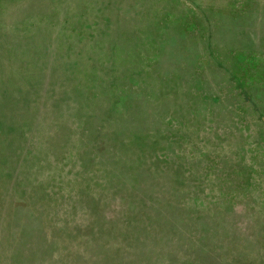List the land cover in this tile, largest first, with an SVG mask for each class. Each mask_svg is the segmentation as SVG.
<instances>
[{
    "label": "rangeland",
    "instance_id": "rangeland-1",
    "mask_svg": "<svg viewBox=\"0 0 264 264\" xmlns=\"http://www.w3.org/2000/svg\"><path fill=\"white\" fill-rule=\"evenodd\" d=\"M195 3L222 12L205 23L183 0H0V36L20 40L21 51L29 43L33 54L2 57L8 62L0 79L24 87L35 76L30 63L40 60L43 45L49 44L46 61L64 63L62 51H80L90 35L117 53L114 74L124 80L123 102L130 107L119 126L124 133L161 134L166 159L156 163L134 149L121 151L117 130L106 129L111 110L99 104L102 98L87 101L91 110L101 107L94 121L71 126L78 136L63 122L73 116L72 104L52 113L36 104L17 110L18 121L2 127L13 135L0 144V201L8 198L13 217L7 230L8 212L0 209V264L16 263L24 244L46 264L235 263L229 254L251 264L248 249L264 251V141L255 138V127H245L264 114V44L255 45L264 33L253 31L264 24V0ZM25 21L29 25H21ZM18 22L22 30L11 31ZM231 67L238 79L228 78ZM192 93L197 96L190 98ZM10 94L18 97L15 89ZM176 106L183 120L169 121ZM41 131L50 134L47 141L39 138ZM30 132L36 162L48 152L54 157L49 171L28 157ZM115 161L124 172L116 165L120 183L108 190L95 166ZM5 172L14 176L4 179ZM6 182L19 191L24 185L25 197L36 195L32 213L12 207ZM74 198L84 205L76 214ZM62 200L71 213L60 222L54 217Z\"/></svg>",
    "mask_w": 264,
    "mask_h": 264
},
{
    "label": "trees",
    "instance_id": "trees-1",
    "mask_svg": "<svg viewBox=\"0 0 264 264\" xmlns=\"http://www.w3.org/2000/svg\"><path fill=\"white\" fill-rule=\"evenodd\" d=\"M183 1L188 5L187 10L190 9V11L191 10L195 12L198 11V13L200 14V19L201 18L204 19L206 21L205 23H208V18L209 16L213 14V12L215 15H218L219 13L221 14L222 12V11L220 12V10L212 6L208 8L206 7L204 8L202 5L196 4L195 0H183ZM225 1H231L232 3L235 1V2L241 3V0H225ZM248 3H249V0H248ZM167 4H169V2H167ZM26 22L27 21H25V23H22L21 25H24V26L29 25ZM15 25H18V26L13 27L12 29L10 28L11 31H14L17 29H20V31L22 30L23 26L19 25V22L16 23ZM94 32L95 31L93 29H90L91 34H93ZM146 36L149 37L148 34ZM88 38H89L88 43L85 42L84 48L83 49L80 48V51H77L76 53H74V51L66 50V49L63 50L65 52L62 51V53L65 55V60H66L64 63H60L58 60H54L52 62L46 61L45 58L49 54V47H48L49 44L48 46L43 45L37 55L38 57H40V60L37 62L33 60L34 62L31 61V63L33 64L30 63V66H33L32 69L34 70V72L32 73L35 74V76L33 78H29L24 83V87L22 83H17L16 87L13 88L15 83H12L10 81L6 83V81H4L3 79H0V138L2 137V139H0V144L5 143L6 138L8 136L11 137L13 135L9 133L10 127L6 133L2 131V127H4V125L11 126L13 123L18 121L17 110L30 111L29 109H31V107L34 104H36L37 110H41L42 112L43 108H45L46 111L52 113V112L57 111L60 107L64 108L65 107L64 105L66 104H72L74 106L73 116L71 117L70 115H67L65 118L67 122L63 120L61 121H63L64 123H68L70 127L76 125V128H77L78 124L81 123V120L82 121L84 120L94 121V118L99 116L98 115L99 113H95V111L97 107H99L100 109L101 107L99 106V104H102L103 107L107 106L111 110V113L106 115L107 116L106 120H108V125L106 129H110V131L117 130L119 139L117 136L116 137L114 136V137H115V140L118 139L117 142H119L118 145L121 146L122 148L121 151L126 153V151H131L134 149L135 151H137L138 155H140L141 158L143 159H144V156L145 158L150 157L151 159H154L156 163H159L162 158V160H164L165 162L166 159L164 156V149L161 144L165 141V139L162 137L161 134L156 133V134H151V135H145L144 133L139 132V131H136V133L135 132H125L124 133L123 129L119 126L123 112L129 111L130 107L129 105L125 106L126 103L123 102V99H127V96H128L126 95L128 93L125 90L126 86L121 85V81H124V80L122 77H117V75L114 74L117 68V59H116L117 53L116 51H113L112 49L105 48L104 43H101V42L95 43L91 39L90 35L88 36ZM59 40H61V38ZM19 41L20 40L18 41L15 39L13 40L12 38H10V36L7 37L5 33H3L0 36V42L2 44L0 47V75H1L2 67L4 63L8 62V61L4 62L3 58L4 59L6 58V60L7 58L11 59L17 54H20L23 52L27 53L28 51H30V54H31L29 58L33 57L30 44L26 42L24 46L25 47L24 50L21 51L23 45L20 46V44L18 43ZM6 42H10L11 44L8 46L4 45ZM1 48L3 49L1 50ZM1 51H4V52H1ZM240 51L241 49H238L237 52L235 53L239 54ZM59 59L63 60L64 58H59ZM29 60H32V59H29ZM25 61L27 60L25 59ZM241 61L242 62H239L240 65L245 63L244 58H242ZM252 61L256 64H259L260 62V60H258L257 58H253ZM27 67H29L28 64H27ZM78 70L80 71V73L81 72L82 73L77 74ZM227 72L229 74L228 78L230 80L239 78V76L237 77L235 75V71L233 70V67L228 69ZM39 79H41V81ZM42 80H44V82H42ZM132 80H135V79H132ZM168 85L169 84L163 85V89L168 90L169 88ZM11 89H15L18 92L17 98L10 97ZM184 89H185V92L184 90L183 92L185 96L187 95L189 96L190 94L189 85L188 87H185ZM64 93H66V95H63ZM195 96H197L196 93H192L190 95V98L191 97L193 98ZM99 98L103 99V100L102 99L99 100L102 102H99V104H93L95 105V107H94V110H91L90 105H89L90 103H87V101L91 100L92 102L96 103L95 101L98 100ZM104 100L106 101L105 103H104ZM12 110L14 111L10 112ZM185 112H187V110H185ZM252 112L256 113L257 111L253 109ZM101 113H102V116L100 117H103L104 113L103 112ZM172 113L174 115L173 117L169 115V119H168L169 121L172 119L174 120L175 116L179 117L180 120H183V114H182L183 109L180 108L179 106H176L174 110L172 111ZM193 113L195 114V111ZM257 114L258 115H255L256 116L255 120L247 123L246 124L247 126L245 127L246 128L247 127L249 128V126L255 127L258 130L255 138L264 141V136H263L264 135V114H261L259 112ZM52 119L60 120L61 118L54 117L53 115ZM183 125L184 123L179 124L180 127ZM55 127L48 128L47 129L48 133H50L51 132L50 130L54 129ZM76 128L71 127L70 131L71 130L75 131ZM42 131H44V129ZM42 131L38 133L40 134L39 138H42L45 135L43 134ZM79 132L80 131L78 129V133ZM34 134L35 133H31V132L29 134L30 135L29 144H28L29 148L27 149L28 157L30 155L33 165H35L36 163L37 165L40 164V166L41 164H44V167H46V170L49 171L53 165L54 157L50 156L51 154H49L48 152V154L46 155L43 161H38L39 164L38 162H36L37 161L36 152L32 151V148L34 146V140H35ZM75 134L78 136L77 130L75 131ZM49 136L50 134L45 135L46 141ZM260 136L263 138H261ZM71 137L72 135L67 136L66 143L71 139ZM111 162L109 163L100 162L98 163L97 166H95V172H96L95 175L99 179H103L104 182L106 181L105 183H106L108 190L109 189L114 190V188L116 189V187H118L120 183L121 177L118 176L117 174L116 175L118 177L114 176L113 169L116 168V165H117V167H120V170L124 172V167H125L121 163V161H115L114 164ZM12 174L13 172H11L10 174H7V172H5V174H3V175H6L4 179L5 178L8 179L10 176H12ZM39 176L40 175L36 176L35 178L39 179ZM5 184H6V188L4 189L6 191L5 196L7 197L11 196L10 202H12L11 203L12 207L14 208H18L17 206L26 207V210L31 209L29 213H32V209H33L32 204H34L33 198H36V195L35 196L33 194L30 195V192L27 191L28 195L27 197H25L24 195L20 194V193L25 192V188L23 187L24 185L22 186V191L21 190L19 191L16 189L17 184L15 183L10 184L7 182ZM48 189L50 190V188ZM7 199L0 201V209H2L1 211L5 213L8 212V215H6V221L8 225L7 230H8L11 228L10 225L12 223L11 221L13 217H11V212H10L11 206H8ZM72 200H73L72 206H74L72 208L73 209L72 212L76 214L80 209H83L84 205L82 202H80L81 200L80 198H74V199H71V201ZM5 207L7 209L9 208V210H5ZM57 207H59L57 209V215L59 216L55 215L54 220L55 219L56 221L61 220L60 222H62V220L68 217L69 213H71L67 209L69 208V205H66L64 201L62 200L58 203ZM2 215L3 214H1L0 216ZM0 224H2L1 220H0ZM11 234H13L12 231H10V235ZM261 242H263V240ZM24 245L20 247L21 250L18 251V258L16 260V263L13 262V264H46V263H42L41 261L42 258H39L40 255L39 256L36 255L32 258L31 253L28 250H26L28 248L27 245L26 246ZM34 247H39V246L35 244ZM261 247L263 250L264 242ZM34 249L37 252V254H40L41 252L40 248L38 249L34 248ZM36 252H34V254H36ZM247 252H248L249 258L252 261L251 264H264V251L248 249ZM220 256L221 255L218 254L219 258ZM228 257L232 262H235L238 264L245 263L247 261L246 259H243L242 257L239 259V257L233 256L232 254H229ZM235 263H228V264H235ZM8 264H12V263L10 262Z\"/></svg>",
    "mask_w": 264,
    "mask_h": 264
},
{
    "label": "crops",
    "instance_id": "crops-1",
    "mask_svg": "<svg viewBox=\"0 0 264 264\" xmlns=\"http://www.w3.org/2000/svg\"><path fill=\"white\" fill-rule=\"evenodd\" d=\"M264 22V21H263ZM255 22H253L254 24ZM255 27V26H254ZM254 32L256 31H260V32H263L264 33V24L259 28H256V30H253ZM258 33V32H257ZM253 42V41H252ZM264 44V39H255V45L258 46L259 44Z\"/></svg>",
    "mask_w": 264,
    "mask_h": 264
}]
</instances>
